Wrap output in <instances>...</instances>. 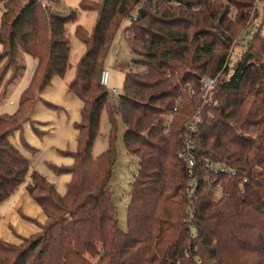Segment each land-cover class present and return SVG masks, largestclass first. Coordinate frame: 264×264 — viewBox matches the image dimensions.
Here are the masks:
<instances>
[{
  "label": "trees",
  "instance_id": "1",
  "mask_svg": "<svg viewBox=\"0 0 264 264\" xmlns=\"http://www.w3.org/2000/svg\"><path fill=\"white\" fill-rule=\"evenodd\" d=\"M16 1L0 0L5 6L2 90L25 66L18 62L19 48L37 65L17 110L0 115V202L30 172V159L11 136L30 120L38 93L72 66L67 24L78 14L51 11L38 0L16 10ZM255 1L82 0L80 8L96 11L97 19L91 31L76 29L85 51L68 84L85 102L76 123L79 147L65 152L73 164L49 163L56 173L72 177L60 195L44 175L31 172L27 190L49 221L19 246L0 237V264H264V35L259 24L248 31V49L237 62L231 64L229 54L235 26L247 31ZM125 18L131 19L124 34L132 60L144 69L126 73L114 107L99 75L113 32ZM205 74L218 75L206 102L200 82ZM106 108L108 145L95 156ZM199 108L203 120L191 136V153L184 134ZM118 115L126 127V148L140 164L130 187L127 230L119 226L110 187ZM20 140L34 149L22 134ZM184 148L196 160L192 195L189 168L180 157ZM211 161L233 167L236 175L211 168ZM216 184L224 188L223 197L215 195Z\"/></svg>",
  "mask_w": 264,
  "mask_h": 264
},
{
  "label": "crops",
  "instance_id": "2",
  "mask_svg": "<svg viewBox=\"0 0 264 264\" xmlns=\"http://www.w3.org/2000/svg\"><path fill=\"white\" fill-rule=\"evenodd\" d=\"M0 46L1 51L2 45ZM17 59L22 63L18 53ZM73 75L74 70L69 74L67 70L63 75H56L51 83L38 93L30 120L23 124L22 132L17 130L11 136L13 143L30 159L31 166L27 179H30L31 172L36 170L55 185L60 195L67 192L72 175L56 173L49 163L73 164V156L65 152H75L79 147V128L76 123L82 119L84 101L69 90L68 84ZM18 78L5 91L0 86V99L12 95L14 83ZM1 94H4V97ZM11 103L17 102L11 100ZM21 134L34 149L23 146ZM27 182H23L0 202V237L10 243L17 244L22 238L42 231L48 220L43 207L27 190Z\"/></svg>",
  "mask_w": 264,
  "mask_h": 264
},
{
  "label": "rangeland",
  "instance_id": "3",
  "mask_svg": "<svg viewBox=\"0 0 264 264\" xmlns=\"http://www.w3.org/2000/svg\"><path fill=\"white\" fill-rule=\"evenodd\" d=\"M26 1L27 0H17L15 3L16 10H18L19 7ZM48 1L50 3L49 5H51L52 8V9L50 8L51 11L56 10L60 12H68L70 11V9H72L77 11L78 13L77 18L73 21H70L67 24V35L71 43L70 62L72 64V66L68 69V74H69L73 70H75L76 63L79 61L80 57L85 51V45L83 42L80 41V39L76 35V29L79 25H82L85 29H87L86 31H91L96 23L97 12L94 10L81 9L80 4L82 0H54L55 2H57V4L53 3L52 0H48ZM99 1L101 0H91V2L93 3ZM254 5H255V12L254 11L251 12L249 18L250 23L248 25L249 27L247 31L245 32V29H242L243 25L235 26V33H234L235 40L233 41L234 43L229 49V54L231 55V59H232L231 64L237 62L240 55L244 53L246 49H248V44H247L249 41L248 38L252 34V33L250 34V32L248 33L250 29L252 30L256 24H259L258 31L262 35H264V0H258V1L256 0ZM12 6H14V3L12 4ZM4 10H5L4 3L0 2V25H1L2 13ZM234 13H237V10H235ZM130 22H131L130 18H125L116 28V30H114L107 51L103 58L104 68L108 69L110 72L108 90L110 93L111 105H113L114 107L117 105V97L124 92L125 89L124 82H125L126 73L130 70L142 71L144 69L143 66L135 64L133 62L132 58H134L135 55L130 50L125 38L124 30L126 26L130 24ZM2 49H4L3 46ZM18 54H19V58L22 60V63L25 66L22 70L20 77L14 83L15 88L13 90L12 95L8 98L0 99V115L3 113L12 114L17 110L21 93L29 83L30 79L32 78L35 69L34 66L36 67L37 64V60L33 56L24 52L22 48H19ZM2 64L3 62L0 63V65ZM10 74H12L11 69L7 71L3 80L5 81L10 76ZM1 86L3 87V84H1ZM112 89H117L119 94L117 95L112 94L111 93ZM34 91H36V88ZM1 95L2 97H4V94ZM11 100L16 101L17 103L13 104L11 103ZM84 106H85V102H84ZM22 115L23 116L21 117V119L27 115L26 108L22 112ZM117 124H118V131L116 137L117 155L112 170L110 187L113 193V202L116 208L119 226L123 230H127L128 229L127 208L131 200L130 187L135 176L138 174L140 164L138 158L134 154H131L126 148L124 141V133L126 127L120 115L117 116ZM108 131H109V119H108V109L106 108L103 110L101 115L99 134L93 146V155L96 156L99 153H101L104 149H106L108 145ZM30 179H31V175H30ZM30 179L26 178L25 181L29 182ZM48 221L49 220H47V222ZM14 244L18 246L25 244L24 238H22L17 244L16 243Z\"/></svg>",
  "mask_w": 264,
  "mask_h": 264
},
{
  "label": "built area",
  "instance_id": "4",
  "mask_svg": "<svg viewBox=\"0 0 264 264\" xmlns=\"http://www.w3.org/2000/svg\"><path fill=\"white\" fill-rule=\"evenodd\" d=\"M42 3L43 6L45 7H50L49 1L48 0H38ZM48 1V2H47ZM53 2V1H52ZM54 3V2H53ZM52 9V8H51ZM253 33V30H252ZM109 78H110V72L106 68H102L100 70V75H99V81L100 83L108 88V83H109ZM218 80V75L217 76H209V75H204L200 82H201V91L204 95L205 102L207 100V97L211 91V89L216 85ZM111 93L114 95L119 94L117 89H112ZM194 93V92H193ZM177 109V108H175ZM203 120V111L202 108H199L194 115L190 117V119L187 122L186 130H185V138L188 139V149L191 150V153H193V145H192V139L191 136L193 133H196L198 131V126L200 122ZM187 148H184L180 152V157L184 159V161L187 163V167L189 168V187L188 190L190 192V195H192L194 191V187L196 185V179L194 178V172L193 169L196 165V160L194 156H192L190 153H187ZM208 159H206L207 162ZM209 163V162H208ZM210 166L213 169L221 170V171H226L230 176H235L237 171L231 166L226 165L225 163H221L219 161H211ZM246 178L240 180V187H241V192H244L245 190V183H246ZM213 191L215 192V195L217 197H223L225 195V190L220 184L214 185ZM217 199V198H216Z\"/></svg>",
  "mask_w": 264,
  "mask_h": 264
}]
</instances>
